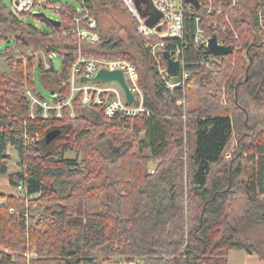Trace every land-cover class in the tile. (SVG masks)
Returning a JSON list of instances; mask_svg holds the SVG:
<instances>
[{
	"label": "trees",
	"instance_id": "trees-1",
	"mask_svg": "<svg viewBox=\"0 0 264 264\" xmlns=\"http://www.w3.org/2000/svg\"><path fill=\"white\" fill-rule=\"evenodd\" d=\"M197 1L198 9L183 3L200 14L206 34L221 38L232 52L211 61L206 46L192 43L194 20L185 19L182 45L190 75L172 90L150 54L161 39L139 35L121 0H84L100 35L93 44L79 42L72 31L66 10L78 12L69 4L46 0L64 8L57 28L37 13L15 14L0 1L6 65L0 68V176L27 194H0L6 198L0 206V264H98L112 256L141 264H226L230 249L264 261V120L255 121L249 110L251 103L264 106V0H211L208 13ZM111 9L125 12L129 24L117 31L103 25L101 16ZM138 10L146 17L143 2ZM27 16L45 21L49 31L26 23ZM36 50L60 55V69L37 64ZM79 54L133 63L149 115L123 117L133 127L118 130L119 118L83 106L78 92L71 100L73 116L62 106L59 117L31 118L25 85L44 99L35 86V65L40 83L61 99L69 94L71 64ZM53 129L60 133L46 143L44 135ZM25 132L42 139L27 143ZM141 132L145 138L137 141ZM105 142L122 150L109 156L101 148ZM51 144L56 146L48 150ZM8 146L17 151L21 171L8 170ZM68 149L80 158H65ZM146 149L158 159L151 173ZM31 250L37 256L25 258Z\"/></svg>",
	"mask_w": 264,
	"mask_h": 264
},
{
	"label": "built area",
	"instance_id": "built-area-1",
	"mask_svg": "<svg viewBox=\"0 0 264 264\" xmlns=\"http://www.w3.org/2000/svg\"><path fill=\"white\" fill-rule=\"evenodd\" d=\"M235 3L236 0H231ZM123 5L132 14L137 22V32L143 37L156 35L161 40L154 43L150 48V54L155 61L157 72L164 80L166 87L174 89L183 86L185 81L190 75V70L187 69L188 62L184 59V47L182 41L185 36V19H193L195 23V29L192 35V43L195 46L204 45L207 47V41L211 37L207 35L200 25V14L193 15L191 13V5H184L183 0H150L152 5L162 13V17L157 23L160 26V31L156 30V26L149 28L145 24V18L139 12L134 0H121ZM11 9L15 14H23L28 11H32L35 7L49 8L52 11L58 13L64 9L60 5L50 4L46 0H10ZM81 12L79 13L76 8L77 14H73L66 10V13L71 17L74 28L79 42L96 43L100 40L99 31L97 29L96 19L91 16L84 5V0H80ZM211 0H203L201 7L203 13L210 11ZM206 6V7H205ZM222 32L226 35V30L221 27ZM216 37V36H215ZM233 38L237 39V35L234 33ZM181 41V44L176 42ZM216 41L220 45H225L221 38L216 37ZM170 47L167 51L166 48ZM226 46V45H225ZM231 47V46H230ZM167 51L172 60L179 62V73L176 76H171L167 72V65L161 64V57L163 52ZM221 56L210 57L211 61L219 62ZM100 68H106L109 70L120 69L123 72L124 79L133 95V102H127L124 93L120 86L116 82L115 86H104L108 84L100 81H91V78L97 73ZM137 71L136 67L130 61L123 58H103L93 56L78 55L77 59L71 64L70 72V91L65 98L54 101L52 105L45 99L34 98L30 95V91H27L32 102L43 108V113H47L48 109L61 110L62 106H70L71 100L74 94L80 92V102L83 106H93L98 108L104 116L109 118L117 117L119 119L123 117H134L149 115V111L143 104V92L137 83ZM83 81V82H81ZM100 82V83H97ZM183 99L177 101L178 105L183 104ZM47 117V116H45ZM41 138V135L37 132L33 134L24 133V139L27 143H33ZM230 154H226L229 157ZM150 172H153L151 170ZM16 191L19 196L26 197L27 194L21 186H16ZM6 205V198L0 197V206ZM10 212H14L12 206L8 207ZM37 256L35 250L24 253V257L27 259L35 258ZM98 264H141L139 260H127L124 258H110L102 261Z\"/></svg>",
	"mask_w": 264,
	"mask_h": 264
},
{
	"label": "rangeland",
	"instance_id": "rangeland-1",
	"mask_svg": "<svg viewBox=\"0 0 264 264\" xmlns=\"http://www.w3.org/2000/svg\"><path fill=\"white\" fill-rule=\"evenodd\" d=\"M7 8H9L11 6V3L9 0H0ZM51 2L54 3H66L71 5L72 7L76 8V10L80 13L81 12V4L78 0H50ZM147 2L144 3V6L147 7ZM202 10V9H201ZM201 10L199 11L201 13ZM110 14L107 15H103L101 16V22L103 25H111V26H115L116 31L119 29V27L125 26L129 24V18L128 15L119 10V9H111L110 10ZM32 13H44L46 18L49 19H54V20H59L60 17L59 15L52 11L49 8H44V7H35L32 11ZM24 20L26 23H29L31 25H33L35 28H37L40 31H49V26L45 21L40 20L39 18L36 17H24ZM136 21V20H135ZM4 50V44L0 43V51L2 52ZM17 54L16 51L13 52V55ZM34 55L36 57V63L37 64H41L44 68H48L50 63H52L53 67L56 70H59L62 64V58L60 55L56 54V55H51L50 57L47 56L42 50H36L34 52ZM37 64L34 67L33 70V74H34V82H35V86L38 89V91L40 92L41 96L49 101L52 105H54V101H53V97L51 96V94L44 88V86L40 83L39 80V70H38V66ZM0 68L2 70H6V65H5V55L2 53L0 54ZM115 86L117 87L116 84L112 83H108V84H104V86ZM27 91H30V95L34 98H38L34 95V93L32 92V90L25 85V94ZM27 96V94H26ZM28 100H29V114L31 118L37 117V116H41V117H45V116H51L54 115L55 117H59L60 116V111L58 112V109H48L47 113H43V108H40L39 105H37L35 102L31 101L30 96H27ZM223 101V99H222ZM70 108V115L73 116V111L71 108V105L69 106ZM40 110V111H39ZM249 110H250V114L252 115V117L254 118L255 121H263L264 120V106H259L256 104L251 103L249 106ZM133 127V121H128L126 122V120H121V119H117L115 120V128L118 130H131ZM41 135V134H40ZM145 135L143 134V132L139 133L136 137L137 141L140 139H144ZM42 139V136L39 140ZM38 141V140H37ZM35 141V142H37ZM236 145L235 140L233 139L231 141V143L229 144L228 148L226 149L225 155L226 154H230L232 153V150L234 149ZM56 144H51L47 149H52L53 147H55ZM102 150L104 151L105 154H108L109 156H114L115 154H117V152H119V150H122V147H115L113 145H111L109 142H105L104 144L101 145ZM46 149V148H45ZM7 152L10 156L9 158V167L8 170L10 172H18L22 170V167H20L19 164V157H18V153L15 150V148L13 146H8L7 148ZM144 154L148 156V161H147V172L151 173V170H154L156 167V164L158 162V159H154L151 158L149 156L150 152L146 149L144 150ZM249 158H251L250 156H248ZM65 158H69V159H79L80 158V154L76 151V150H72V149H68L65 153ZM251 160H250V166H251ZM7 177L6 176H0V192H6L8 190H10L13 193H9L12 196H19L18 192L15 191V189L11 190V186L7 183ZM0 197H2V195H0ZM242 202L243 200H239L236 203V209L239 211L241 206H242ZM111 258H119L117 256L115 257H111Z\"/></svg>",
	"mask_w": 264,
	"mask_h": 264
},
{
	"label": "water",
	"instance_id": "water-1",
	"mask_svg": "<svg viewBox=\"0 0 264 264\" xmlns=\"http://www.w3.org/2000/svg\"><path fill=\"white\" fill-rule=\"evenodd\" d=\"M195 6L196 9L199 8V2L197 0H186ZM140 2H147V7L143 10L142 14L146 16L145 24L151 28L157 25L160 18L162 17V13L158 11L150 2V0H134L135 5L139 8ZM38 16L44 17L47 21H49L52 25L59 28L61 26L60 20H54L46 18L44 13H37ZM156 30L160 31V26H156ZM207 48L210 53L214 56H225L232 52L230 46L220 45L216 41L215 35H212L207 41ZM166 65L167 72L171 76H176L179 73L180 64L176 60H172L167 51H164L162 54ZM91 81H100V82H116L120 88L122 89L125 99L127 102H133V95L124 79L123 72L120 69L109 70L106 68H100L97 73L91 78ZM60 131L58 129H53L44 135V139L46 143L51 142L57 135H59Z\"/></svg>",
	"mask_w": 264,
	"mask_h": 264
},
{
	"label": "crops",
	"instance_id": "crops-1",
	"mask_svg": "<svg viewBox=\"0 0 264 264\" xmlns=\"http://www.w3.org/2000/svg\"><path fill=\"white\" fill-rule=\"evenodd\" d=\"M7 183L9 184L8 181ZM12 189H15L16 191V187L11 186V190ZM9 193H13V192H11L10 190L6 192H0V194L5 196L10 195ZM225 259H226V264H264V261L258 255L254 253H248L242 249L228 250L225 255Z\"/></svg>",
	"mask_w": 264,
	"mask_h": 264
}]
</instances>
